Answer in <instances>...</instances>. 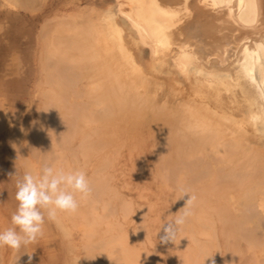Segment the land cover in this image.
<instances>
[{
    "label": "bare ground",
    "instance_id": "1",
    "mask_svg": "<svg viewBox=\"0 0 264 264\" xmlns=\"http://www.w3.org/2000/svg\"><path fill=\"white\" fill-rule=\"evenodd\" d=\"M6 1L33 11L44 0ZM201 2L203 11L191 15ZM116 4L46 18L38 102L27 117L0 112V129L12 125L8 137L29 173L41 175L45 164L86 173L91 194L76 193L77 211H57L55 219L68 239L82 231L81 243L68 240L69 263L163 264L146 241L153 243V226L164 214L175 220L193 194V214L177 232L178 258L170 264H218L223 251L264 264V0ZM213 14L221 17L218 26L233 15L239 32L232 39L204 33L214 30ZM200 18L209 21L205 30L195 27ZM142 144L154 149L157 191L131 188L126 167L117 164L124 148L133 157ZM127 187H139L136 200ZM179 188L190 194L180 198ZM161 204L167 210L147 212ZM81 245L83 254H75ZM28 256L25 246L14 260L27 264Z\"/></svg>",
    "mask_w": 264,
    "mask_h": 264
},
{
    "label": "rangeland",
    "instance_id": "2",
    "mask_svg": "<svg viewBox=\"0 0 264 264\" xmlns=\"http://www.w3.org/2000/svg\"><path fill=\"white\" fill-rule=\"evenodd\" d=\"M116 3L117 0H44L32 11L22 7H13L6 0H0V112H2L5 117H10V119H15V114L17 112L27 117L29 114V104L38 102L39 97L36 84H38L40 79L38 71H40L39 57L41 53L39 30L46 18L51 17L55 13L61 14L77 8L86 9L90 6H95L101 10L105 8L115 10L117 7ZM200 4L201 5L196 6V8L191 11V15L198 9H201L198 13L203 11L204 3L201 2ZM210 18L212 19H210V24H212L214 30L211 32L205 31L204 33H209L210 35L216 34V36L223 35V39H232L235 33L239 32L237 28L238 24L235 21L236 18L233 15H225V22L220 26H218V20H220L219 18L221 17L213 14ZM208 23L209 21L200 18L199 23H195V27H202L205 30L208 28ZM124 25L126 26V24ZM125 34L132 35L129 29L125 30ZM140 50L143 53L142 58L145 63V61L151 58L150 49L147 45H142ZM148 65L149 64H145V67ZM16 69H20L21 73L23 71H33V77L24 80V76L26 75L22 74L17 76L16 73H13L17 71ZM11 128L12 125L8 124L7 127L0 129V232L14 227L11 218L18 206V201L15 199V193L17 191L16 183L23 178L25 173H29L26 163L21 156L18 155V152L15 147L12 146L11 140L8 137V131ZM141 147H143V149L140 151L139 155L137 151V153H133V157H130L128 150L124 148L123 154L117 164L123 163L121 166L126 167L125 177L131 183V188L139 184H144L148 189L151 190L152 188L157 191L158 188L155 185L159 182V179L154 184V180H156L154 179V172L156 169L153 161V156L155 154L153 146H144L142 144ZM138 188L139 187L129 191L130 188L127 187L124 188V190L126 193H131L136 200L138 198ZM147 192L149 193V191ZM143 201L144 199H141L140 202L142 203ZM155 206L152 209H148L147 212L155 215V209L158 210L165 207V210H167L166 204H161L158 207ZM140 208L141 206L136 204L135 209L137 212ZM42 212L45 216L43 235L39 237L35 243L27 245L33 256H28L32 258V260L26 263L70 264L69 262L73 259V255L69 248L68 240L74 239L73 241L76 244L81 243V229H74L73 235L75 236L69 237L68 239L65 235V231H63L64 229L60 227L56 220L48 219L46 210L42 209ZM60 215L61 214L58 216ZM135 215L134 213H130V218L135 217ZM169 218L170 216L164 214V217L158 221L155 227L153 226L151 232L153 243L146 241L151 252H153L152 250L155 248H158V252L155 254L156 263L161 260L163 264L167 261L170 264L172 260L169 258H174L175 260L178 258L177 252L175 251L177 248H174L177 246L176 240H170L166 243L161 241L164 232L160 224L163 223L162 225H165L171 222V220H174V217L168 220ZM16 230L19 231L18 228ZM139 238L135 240V244L142 247ZM83 249L85 248L81 245L78 249L75 247L74 252L76 254L77 251H80L79 254L82 255ZM213 250H215V248H213ZM16 253V250L7 246L0 247V262L3 264H17L14 260ZM220 255L222 256L218 257V264H245V259H242V255L236 254L235 257L231 255L226 257L224 251ZM103 261H105L104 258Z\"/></svg>",
    "mask_w": 264,
    "mask_h": 264
},
{
    "label": "clouds",
    "instance_id": "3",
    "mask_svg": "<svg viewBox=\"0 0 264 264\" xmlns=\"http://www.w3.org/2000/svg\"><path fill=\"white\" fill-rule=\"evenodd\" d=\"M16 188L15 199L18 206L11 218L14 227L0 232V247L7 246L16 251L35 243L43 235L45 216L42 209L47 211L48 219L55 220L57 211L66 213L77 211L79 204L76 193L82 198H87L92 191L84 171L65 172L47 164L43 166L42 174L39 176L25 173L23 178L17 181ZM178 191L181 193L180 198L186 193L190 194L183 188H179ZM195 201L196 196L190 194L186 206L175 214V220L163 225L162 242L175 240L180 227L185 225L193 214Z\"/></svg>",
    "mask_w": 264,
    "mask_h": 264
}]
</instances>
